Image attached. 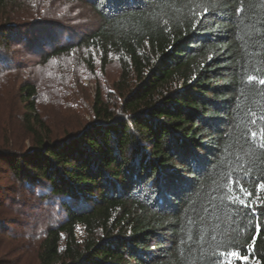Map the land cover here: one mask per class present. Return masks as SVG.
Instances as JSON below:
<instances>
[{
  "label": "trees",
  "instance_id": "16d2710c",
  "mask_svg": "<svg viewBox=\"0 0 264 264\" xmlns=\"http://www.w3.org/2000/svg\"><path fill=\"white\" fill-rule=\"evenodd\" d=\"M18 5L0 0V11ZM91 8L96 29L43 59L94 49L105 66L118 56V104L97 89L92 121L56 140L37 88L22 83L31 146L0 152L16 180L47 191L37 196L44 209L63 216L38 241V264H211L228 244L249 255L235 264H264V190L256 193L264 148L251 138L264 126V0H92ZM12 27H0L3 41ZM8 70L0 58V77ZM241 164L247 208L229 203L224 181L244 180Z\"/></svg>",
  "mask_w": 264,
  "mask_h": 264
},
{
  "label": "rangeland",
  "instance_id": "374dc122",
  "mask_svg": "<svg viewBox=\"0 0 264 264\" xmlns=\"http://www.w3.org/2000/svg\"><path fill=\"white\" fill-rule=\"evenodd\" d=\"M18 2L17 9L0 11V27L13 26L5 41L0 35V58L9 67L0 77V152L26 151L31 146L21 128L23 103L18 88L22 83L37 88L38 110L56 140L92 121L97 89L111 106L119 102L114 89L121 73L118 56L110 54L105 66L94 49H74L47 62L43 59L55 47L75 44L96 29L92 0ZM4 30L0 28V34ZM40 192L47 194L45 189L29 190L0 158V261L38 264L36 249L44 230L63 220L62 214L44 209L37 198ZM79 206L75 210H81ZM76 235L83 241L84 229L78 226Z\"/></svg>",
  "mask_w": 264,
  "mask_h": 264
},
{
  "label": "snow or ice",
  "instance_id": "6c2138e0",
  "mask_svg": "<svg viewBox=\"0 0 264 264\" xmlns=\"http://www.w3.org/2000/svg\"><path fill=\"white\" fill-rule=\"evenodd\" d=\"M207 11V8H205L204 13L206 14ZM196 15L201 17L200 22H202L204 19H207V15L201 14L200 12H196ZM248 79L249 81H251L253 77L249 76ZM260 83L264 84V79L260 80ZM252 123L255 124L256 121H252ZM257 137H259L260 140V147L264 148V126L260 128L259 132H251V138L253 140L257 139ZM237 160H240L239 156L237 157ZM239 166L243 169L244 173H246L244 180L229 173L224 176V181L227 185H229L227 191L232 194L229 197V203L232 205H236L238 203L239 205H243L247 208L251 207V202L248 198L252 196V192L244 187V183L245 180L248 179V176H250V172L248 168H246L243 164ZM261 190H264V180H261L259 183L256 184L257 199L258 194L261 192ZM253 215H255V213H253ZM260 230L261 225L258 223L256 225L257 235L260 234ZM212 239L215 240L216 237H213ZM255 243L256 236H253L252 244H250L249 247H253ZM217 247L220 248L221 245H217ZM234 260L248 261L249 255L242 254L240 247H233L231 244H228L223 247L218 257L212 259L211 264H234Z\"/></svg>",
  "mask_w": 264,
  "mask_h": 264
}]
</instances>
